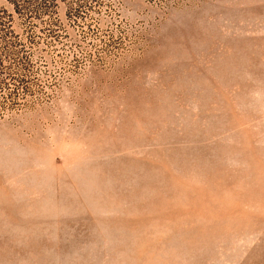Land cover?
<instances>
[{
    "label": "rangeland",
    "instance_id": "1",
    "mask_svg": "<svg viewBox=\"0 0 264 264\" xmlns=\"http://www.w3.org/2000/svg\"><path fill=\"white\" fill-rule=\"evenodd\" d=\"M0 264H264V0H0Z\"/></svg>",
    "mask_w": 264,
    "mask_h": 264
}]
</instances>
